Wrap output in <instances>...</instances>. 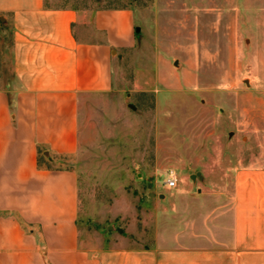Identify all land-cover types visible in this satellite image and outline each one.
Wrapping results in <instances>:
<instances>
[{
  "label": "rangeland",
  "instance_id": "obj_1",
  "mask_svg": "<svg viewBox=\"0 0 264 264\" xmlns=\"http://www.w3.org/2000/svg\"><path fill=\"white\" fill-rule=\"evenodd\" d=\"M46 5L128 8L136 17L137 42L115 55L112 90L80 100L78 150L56 162L77 173L85 249L154 245L167 226L172 172L180 186L264 170V0ZM4 38L10 78L9 31Z\"/></svg>",
  "mask_w": 264,
  "mask_h": 264
},
{
  "label": "crops",
  "instance_id": "obj_2",
  "mask_svg": "<svg viewBox=\"0 0 264 264\" xmlns=\"http://www.w3.org/2000/svg\"><path fill=\"white\" fill-rule=\"evenodd\" d=\"M136 32L128 8L0 0V264H264L257 169L165 185L167 226L152 246H82L78 176L56 162L78 150L80 100L112 90L115 55L135 46Z\"/></svg>",
  "mask_w": 264,
  "mask_h": 264
},
{
  "label": "built area",
  "instance_id": "obj_3",
  "mask_svg": "<svg viewBox=\"0 0 264 264\" xmlns=\"http://www.w3.org/2000/svg\"><path fill=\"white\" fill-rule=\"evenodd\" d=\"M177 183H178V179L175 173H171L170 174V178L167 181V185L169 188H176L177 187Z\"/></svg>",
  "mask_w": 264,
  "mask_h": 264
}]
</instances>
